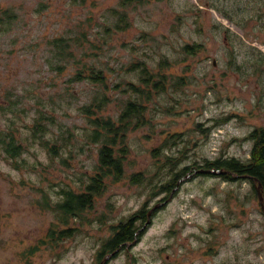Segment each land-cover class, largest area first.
<instances>
[{
    "label": "rangeland",
    "instance_id": "rangeland-1",
    "mask_svg": "<svg viewBox=\"0 0 264 264\" xmlns=\"http://www.w3.org/2000/svg\"><path fill=\"white\" fill-rule=\"evenodd\" d=\"M120 14L130 26L107 33ZM194 44L196 55L184 53ZM136 61L167 88L127 134L126 174L105 180L71 236L50 240L56 217L43 194L58 202L63 188L82 190L98 162L101 144L88 140L82 108L106 92L109 104L93 111L117 121L133 98L127 84L141 85ZM89 67L104 72L105 85L86 78ZM256 129H264V0H0V264H264L254 185L204 167L247 162ZM169 163L192 169L157 195ZM145 205L150 220L139 222L137 240L98 259L112 228Z\"/></svg>",
    "mask_w": 264,
    "mask_h": 264
},
{
    "label": "trees",
    "instance_id": "trees-1",
    "mask_svg": "<svg viewBox=\"0 0 264 264\" xmlns=\"http://www.w3.org/2000/svg\"><path fill=\"white\" fill-rule=\"evenodd\" d=\"M82 1L85 2L86 0ZM8 17L10 18L11 16ZM118 18L114 26L106 28L107 33L113 32L114 29L126 30L130 26L126 14H120ZM200 48V44L186 45L183 47V51L187 55H196ZM160 65L163 68L170 67L171 62L168 59H164L160 62ZM131 69L140 75L141 85L135 83L127 84L126 91H131L133 93V98L126 102L117 121H114L110 117H97L98 115H95L93 111L95 107L100 110L109 104L110 100L106 92L95 96L90 105L82 108V112L85 115L91 116L88 117V122L92 127L88 140L95 144H101L99 147L98 162L94 175L88 176L87 182L82 181L84 186L82 190L63 188L60 194L61 200L58 202H53L50 194H43V198L45 199L42 201V206L47 210L53 211L56 217V223L53 224L50 231V240L59 239L57 238V234L62 236V238L71 236L75 228L69 226L74 220L79 218L86 219L85 214L89 209L93 208L96 197L100 196L105 191V180L111 177L115 181H119L125 176V160L129 153L126 142L127 134L137 127L144 126V120L149 114V105L157 97L158 91L167 88L165 87L166 83L161 75L157 76V73L153 72L154 70L149 67L147 62H133ZM87 71L90 73L86 78H89V80L97 84L105 85L107 77L102 70L89 67ZM84 73V71H79L76 76L77 79L75 77L72 80H81V77H84ZM121 84L123 83H119V85ZM249 138L254 143V146L251 157L247 162H242L236 158L225 160L217 159L212 161L207 159L204 167L222 171V173H220L221 176L227 180L245 178L254 185L255 189L257 180L262 184L264 193V129H256L250 134ZM7 146V152L13 158L20 155L21 146L18 145L14 139H12ZM45 146L49 149L51 154L55 156L58 155L57 145L45 144ZM117 146L118 150L116 149ZM168 146L169 144H166V147ZM169 164L171 165L173 173L164 185L160 186L157 195L164 192L171 193L178 187V181H180L182 177L187 176L192 169V167L186 166L175 171L178 166L172 165V163ZM136 179L138 181H134ZM144 179L145 177L143 175L133 177L134 182H143ZM52 202L53 205L51 206ZM146 206L147 205L112 228V235L104 241L102 250L99 251L98 259L102 260L107 254H114L137 240L141 228L148 221L149 212L146 210ZM99 220L103 222L102 219ZM140 221L143 223L142 226L139 225ZM60 226H66V228L60 231Z\"/></svg>",
    "mask_w": 264,
    "mask_h": 264
},
{
    "label": "water",
    "instance_id": "water-1",
    "mask_svg": "<svg viewBox=\"0 0 264 264\" xmlns=\"http://www.w3.org/2000/svg\"><path fill=\"white\" fill-rule=\"evenodd\" d=\"M210 171L213 172V173H222V171H219V170H216V169H213V170L211 169ZM205 172H207V171H205ZM256 191L258 193L259 201H260V203H261V205H262V207L264 209V193H263V189H262V184L260 182H258L257 180H256ZM147 224L148 223H146L145 226ZM143 228L141 230H143Z\"/></svg>",
    "mask_w": 264,
    "mask_h": 264
}]
</instances>
